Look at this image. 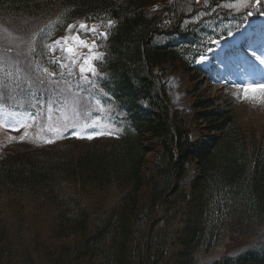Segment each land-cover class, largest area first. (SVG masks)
<instances>
[{
    "label": "trees",
    "instance_id": "trees-1",
    "mask_svg": "<svg viewBox=\"0 0 264 264\" xmlns=\"http://www.w3.org/2000/svg\"><path fill=\"white\" fill-rule=\"evenodd\" d=\"M211 1L189 13V0H175L146 14L142 0H0L5 32L33 31L41 16L55 14L64 26L88 16L113 22L98 72L120 132L78 155L67 142L59 157L2 160L0 264H264V135L256 140L232 109L211 108L212 99L193 93L194 120L206 124L203 139L193 140L185 111L169 106L170 74L195 81L205 71L198 59L227 36L212 32L218 15L207 13L222 0ZM10 73V80L0 75V104L7 106L16 104L24 82L18 70ZM191 163L197 174L185 188L180 182ZM47 203L56 207L51 222L42 212ZM224 235L244 242L242 249L201 261Z\"/></svg>",
    "mask_w": 264,
    "mask_h": 264
},
{
    "label": "rangeland",
    "instance_id": "rangeland-1",
    "mask_svg": "<svg viewBox=\"0 0 264 264\" xmlns=\"http://www.w3.org/2000/svg\"><path fill=\"white\" fill-rule=\"evenodd\" d=\"M142 1L144 13L157 14L162 12L166 4L175 0ZM189 2V6H186L189 13L193 11L192 9H207L212 7L211 3H215L211 0H189ZM192 3L194 7H192ZM221 8L228 13L239 15L237 27L247 20L254 19V21L244 26L240 34L230 36L229 54L226 55L225 51L218 47L213 62H211L212 60H202L212 69L211 76L201 75L192 81L187 74L180 71L171 73L168 80L169 106L172 111L176 109L185 111L184 116L191 121L193 129L191 138L193 140L203 139V136L206 135L204 130L206 124L194 120L193 117L195 110L190 107L195 101L193 93L202 98L213 99L215 108L227 109L229 107L232 109L244 132L254 134L258 140L264 135V99H262L264 93L260 91L248 92L247 98H245L244 87L264 85V64H260L257 59V57H264V23L261 22L264 20V0H259V3L257 0H223L222 4L217 3V7L211 8L207 14ZM256 17L260 19L255 20ZM199 20V16L191 19L194 23ZM110 22L105 16L77 17L72 19L68 26L63 27V20L56 17L55 14L41 16V20L35 22L38 25L33 28V31L22 34L18 28L11 27L8 32L0 28V68L4 69L5 66L11 64L17 65L16 69L22 73L24 81L21 95L16 102L17 110H9L7 106L0 105V164L4 158L13 155L35 162L47 157H59L58 153H62L61 150L65 148L67 142H70L71 150L78 155L84 152L93 141L109 143L118 138L120 132L109 119L108 109L106 111L105 105L107 96L102 94L104 92L100 86L101 76L98 72V63L101 60L94 61L99 75L87 74L88 80L95 82V87L92 83L81 78L79 67L83 62L82 59L75 67L69 64V67L64 69H61L58 63H53L65 55L60 51V48L64 46L62 38L74 36L80 24L83 23L89 27L95 25L98 32H107L109 35L113 27V22L111 27L108 26ZM70 25L74 26L71 31H69ZM80 35L81 39L91 43L93 39L91 33L84 31ZM58 40L62 41L61 45H56L55 42ZM106 42L107 40L103 39L96 40V43L100 45L96 51L102 53L103 57L105 55L103 46ZM243 42H246L245 45ZM73 43L72 40L68 41L69 45ZM49 46L55 47L56 51H51ZM252 49H255L256 56L251 54ZM80 51L83 55H88L86 48H82ZM19 58H23L22 65L17 61ZM45 68L56 75L54 77L47 75L43 71ZM69 68H72V75L68 74ZM17 70L9 72L12 71L16 74ZM169 70L171 67L168 66L167 72ZM0 88L3 89L1 84ZM14 89V87H8L9 92ZM51 100H54L55 103L52 104L53 111L50 113L48 107ZM97 101L100 103L98 104ZM74 103L78 105L80 113L78 117H75L72 111ZM50 115L51 120H49ZM73 124L75 127L72 126ZM66 125L67 127H65ZM12 128H19V131H13ZM55 128H59L60 131L53 130ZM76 133H79L83 138H78ZM88 136H92V138L88 139ZM47 140H53L54 143H46ZM152 158L153 153H148L146 163L150 162ZM189 169L187 175L180 182L185 188H188L189 182L196 176L194 163L189 165ZM5 200L6 197L2 193L0 202H5ZM48 204L42 212L49 213L47 221L51 222L56 207ZM5 211H7L6 219L10 223L16 222L17 218L12 216L11 207L5 208ZM26 216L31 217L32 215H28L27 212ZM36 219L38 220L39 217L36 216ZM37 220L34 230L35 232L39 230L41 235V225L39 221L37 223ZM14 231L11 229L9 232L14 235ZM42 235L43 239L45 238L48 242L54 241L53 238L51 241L48 231H44ZM27 239L28 237L25 238V240ZM26 243L23 242V244ZM243 245L244 242L238 239L231 242L229 236L224 235L217 240L215 246L208 253L199 255V259L201 261L222 259L226 255H233L236 251L238 253ZM24 249L26 248L23 245L20 246V250Z\"/></svg>",
    "mask_w": 264,
    "mask_h": 264
},
{
    "label": "snow or ice",
    "instance_id": "snow-or-ice-1",
    "mask_svg": "<svg viewBox=\"0 0 264 264\" xmlns=\"http://www.w3.org/2000/svg\"><path fill=\"white\" fill-rule=\"evenodd\" d=\"M257 3H259V0H257ZM251 14V13H249ZM109 27L112 26V22L109 23L108 25ZM74 26H69V31H71V29ZM89 32L92 34L93 39L91 40V43H89L87 40L81 39V32ZM108 38V33L107 32H98L97 31V26L93 25L92 27H89L86 24H80L79 25V29L77 30V33L74 36H68V37H64L63 39V47L60 48V51H62L65 55L64 57H60L57 60L53 61V63H58L59 67L61 69L64 68H68L69 64H71L73 67H75V65L82 59V64L79 67V73L81 75V78L83 80H85L86 82H90L93 84V87L96 86L95 82L93 81H89L88 80V75L87 74H91L92 76H98V72H97V68L94 64V61H98V60H102L103 59V54L99 53L98 51H96V49H98L100 47V45H98L96 43L97 39H103V40H107ZM72 40L74 41V43L72 45L68 44V41ZM56 45H61L62 41L58 40L55 42ZM50 50L55 52L56 48L49 46ZM82 48H86L88 50V55H83L82 52L80 51V49ZM251 54L253 56H256V52L255 49L251 50ZM72 57H75V59H72ZM258 61L260 64H264V57H257ZM43 71L49 75V76H55L56 73H50L48 71L47 68L43 69ZM69 75L73 74L72 68H69ZM61 75H63V72H61ZM102 79V77H101ZM255 91H260L261 93H264V85L262 86H258V87H254L252 85H248L244 87V93H245V98H247V93L248 92H255ZM103 95L107 96V93H102ZM262 99H264V97H262ZM55 101L51 100L49 101V107H48V111L51 113L53 111L52 109V104H54ZM97 103L99 104L100 102L97 101ZM72 111L74 113L75 117H78L80 115L79 111H78V105L74 103ZM49 120H51V115L49 116ZM73 127H75V125H72ZM21 127H23V125H21ZM67 127V125L65 126ZM13 131H19V128H12ZM57 132H59V128H55L53 129ZM100 134H104V133H100ZM78 138H83L80 137L79 133H76ZM88 139H91L92 136H88ZM46 143H54L53 140H47Z\"/></svg>",
    "mask_w": 264,
    "mask_h": 264
}]
</instances>
